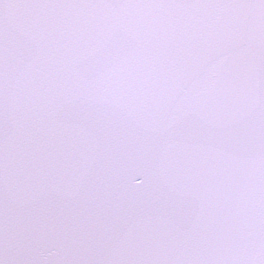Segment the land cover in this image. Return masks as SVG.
<instances>
[{"label":"snow or ice","instance_id":"1","mask_svg":"<svg viewBox=\"0 0 264 264\" xmlns=\"http://www.w3.org/2000/svg\"><path fill=\"white\" fill-rule=\"evenodd\" d=\"M0 264H264V0H0Z\"/></svg>","mask_w":264,"mask_h":264}]
</instances>
